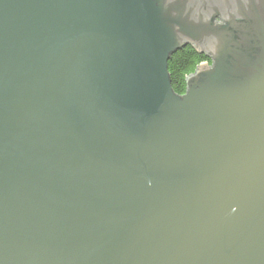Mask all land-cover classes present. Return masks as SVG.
Here are the masks:
<instances>
[{
    "label": "water",
    "instance_id": "1",
    "mask_svg": "<svg viewBox=\"0 0 264 264\" xmlns=\"http://www.w3.org/2000/svg\"><path fill=\"white\" fill-rule=\"evenodd\" d=\"M0 264H264V0H0Z\"/></svg>",
    "mask_w": 264,
    "mask_h": 264
},
{
    "label": "trees",
    "instance_id": "2",
    "mask_svg": "<svg viewBox=\"0 0 264 264\" xmlns=\"http://www.w3.org/2000/svg\"><path fill=\"white\" fill-rule=\"evenodd\" d=\"M208 59L190 46L174 53L168 62L173 90L178 94L186 91V76L194 71L198 64Z\"/></svg>",
    "mask_w": 264,
    "mask_h": 264
},
{
    "label": "rangeland",
    "instance_id": "3",
    "mask_svg": "<svg viewBox=\"0 0 264 264\" xmlns=\"http://www.w3.org/2000/svg\"><path fill=\"white\" fill-rule=\"evenodd\" d=\"M203 62H205V61H203ZM202 63V62H201Z\"/></svg>",
    "mask_w": 264,
    "mask_h": 264
},
{
    "label": "bare ground",
    "instance_id": "4",
    "mask_svg": "<svg viewBox=\"0 0 264 264\" xmlns=\"http://www.w3.org/2000/svg\"><path fill=\"white\" fill-rule=\"evenodd\" d=\"M169 70V69H168Z\"/></svg>",
    "mask_w": 264,
    "mask_h": 264
}]
</instances>
